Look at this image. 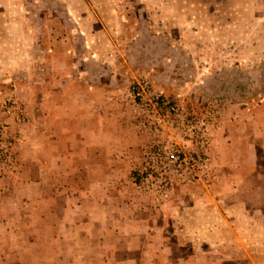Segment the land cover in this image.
<instances>
[{
  "label": "rangeland",
  "instance_id": "1",
  "mask_svg": "<svg viewBox=\"0 0 264 264\" xmlns=\"http://www.w3.org/2000/svg\"><path fill=\"white\" fill-rule=\"evenodd\" d=\"M78 30L92 35V49L118 44L129 51L143 46V60L147 63L150 56L151 64L126 84L133 100L135 85L145 80L164 100L182 108L191 124L210 123L203 181L174 185L166 201L140 188L145 151L152 141L141 131V163L128 168L123 185L144 198L134 201L144 206L143 217L163 226L169 237L170 264L207 259L214 264H264V201L248 195L254 185L240 182L242 191L227 196L228 204L220 202L213 183L221 166L210 155L220 110L258 103L264 95V0H0V232L9 226L23 231L31 220L34 201L11 190L21 184L16 178L22 171L19 160L28 154L22 147L28 138L36 140L31 129L45 125L41 112L55 101L54 80L60 72L56 53L70 46ZM146 49L153 51L148 54ZM173 138L179 144L186 139L180 132ZM255 168L264 172L259 160ZM248 205L257 208L249 210ZM170 206L181 209L171 214ZM4 242L0 264H16L14 246ZM120 247L119 255H107L106 264L125 259L168 262L164 255H128L126 244ZM208 252L221 255H205ZM79 256L77 264H104L100 255ZM28 257L35 264L34 257L44 255ZM64 257L69 260L71 255Z\"/></svg>",
  "mask_w": 264,
  "mask_h": 264
},
{
  "label": "crops",
  "instance_id": "2",
  "mask_svg": "<svg viewBox=\"0 0 264 264\" xmlns=\"http://www.w3.org/2000/svg\"><path fill=\"white\" fill-rule=\"evenodd\" d=\"M77 33L68 48L56 53L60 72L54 80L55 101L41 112L45 125L31 129L36 140L28 138L22 147L28 154L19 160L22 171L16 178L21 184L11 190L34 201L36 207L25 230L9 226L0 232V244L8 240L14 246L16 264H34L28 255H44L34 257L35 264L43 260L77 264L79 255H100L99 262L106 264L107 255H119L121 243L126 244L128 255H164L168 260L164 264H170L169 237L163 226L144 218V206L134 202L144 198L123 186L128 168L141 163L144 148V135L133 121L135 101L125 87L130 78L144 73L151 58L147 63L143 60L142 45L129 51L118 44L92 49V35ZM107 52L113 55L108 57ZM210 155L221 166L213 183L220 202L228 204L227 196L241 190L240 182L254 185L248 195L264 201V172L255 168L258 160L264 165V95L258 103L220 110ZM255 208L248 205L247 209ZM180 209L169 207L171 214ZM147 260L125 259L118 264ZM194 264L214 263L207 259Z\"/></svg>",
  "mask_w": 264,
  "mask_h": 264
},
{
  "label": "built area",
  "instance_id": "3",
  "mask_svg": "<svg viewBox=\"0 0 264 264\" xmlns=\"http://www.w3.org/2000/svg\"><path fill=\"white\" fill-rule=\"evenodd\" d=\"M134 89L137 126L152 136L139 187L159 201H166L174 185L204 180L210 123L200 120L191 124L183 109L164 100L148 81L138 82ZM175 132L186 137L181 144L174 140Z\"/></svg>",
  "mask_w": 264,
  "mask_h": 264
},
{
  "label": "trees",
  "instance_id": "4",
  "mask_svg": "<svg viewBox=\"0 0 264 264\" xmlns=\"http://www.w3.org/2000/svg\"><path fill=\"white\" fill-rule=\"evenodd\" d=\"M188 118L191 120L190 116H188Z\"/></svg>",
  "mask_w": 264,
  "mask_h": 264
}]
</instances>
